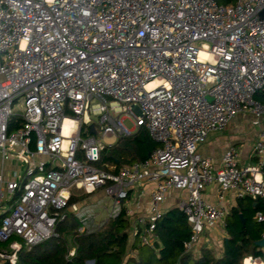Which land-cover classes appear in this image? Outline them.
<instances>
[{"label":"built area","instance_id":"2783aa9c","mask_svg":"<svg viewBox=\"0 0 264 264\" xmlns=\"http://www.w3.org/2000/svg\"><path fill=\"white\" fill-rule=\"evenodd\" d=\"M238 114L253 126L264 120V0H0V262L15 263L21 242L56 237L74 190L102 189L109 218L141 182L153 184L150 214L133 221L132 235L142 225L140 241L151 244L167 192L186 190L178 207L192 251L204 231L225 226L224 207L203 199L206 186L216 183L221 200L264 199V128L253 163L240 166L233 146L219 165L198 153ZM96 124L99 140L81 135ZM142 126L158 143L146 160L96 166L103 138ZM9 161L23 169L6 176ZM71 209L81 233L103 224L95 227L92 208ZM255 219L264 225L263 212Z\"/></svg>","mask_w":264,"mask_h":264},{"label":"trees","instance_id":"16d2710c","mask_svg":"<svg viewBox=\"0 0 264 264\" xmlns=\"http://www.w3.org/2000/svg\"><path fill=\"white\" fill-rule=\"evenodd\" d=\"M215 1L226 5L237 0ZM83 129L81 135L88 137L90 129ZM157 146L142 126L130 135L118 137L115 144L105 145L96 166L115 172L121 166L146 160ZM85 197L86 194L70 196V211L55 224L56 237L33 246L21 242L16 262L6 260L0 264H243L246 256L260 257L264 261V249L255 244L264 236V225L255 219L257 212L264 213L262 198L238 199L226 215V235L221 249L202 247L194 253L184 248V242L191 235V226L179 207L161 214L154 224L153 242L145 245L140 241L144 232L142 225H138L137 233L132 235V221L123 201L116 217L107 218L95 231L79 232L82 224L71 206ZM7 246L8 243H0V248Z\"/></svg>","mask_w":264,"mask_h":264},{"label":"crops","instance_id":"0c3cea01","mask_svg":"<svg viewBox=\"0 0 264 264\" xmlns=\"http://www.w3.org/2000/svg\"><path fill=\"white\" fill-rule=\"evenodd\" d=\"M90 126V125H89ZM94 126V125H93ZM226 127V126H225ZM220 131L211 132L206 140L198 146V153L202 156L210 157L214 160L216 165H219L221 156L223 152L230 146H233L237 149L239 153V165L243 166L249 163L254 162L253 157V145L257 139L258 132L261 128H264V120H262L260 126H253L255 129H241L239 134V139H232L231 136H226L224 129ZM88 129H90L88 127ZM137 130V129H136ZM136 130H133L134 133ZM91 131V130H90ZM96 133L94 127V133ZM88 137H92L93 134L89 132ZM95 138V137H94ZM118 137H115V141L108 146L115 144ZM96 139V138H95ZM98 140V139H97ZM240 144V145H239ZM107 146V145H106ZM23 169V166L20 167L15 165V163L9 161L6 162L3 166V173L6 176H10L11 170ZM111 171V170H108ZM114 172V171H113ZM153 188V184L149 182H141L134 187L128 190V198L124 204L126 213L131 218L132 224L133 221L139 217H144L150 214L149 207V192ZM218 185L216 183H211L204 189L202 196L205 201L212 205H219L224 207L226 210V215L232 207L236 206L237 198L233 195L232 192H226L223 195V199L218 198ZM86 197L82 200L77 201L75 204L79 209L83 208H92L96 212V221L99 216L104 214V219L102 223L107 219V215L110 207L107 200L112 199L104 195L102 189L93 191L90 194L82 193L81 191L74 190L72 196H82ZM187 197V191L182 189H170L167 192L166 198L161 202L160 212L164 213L168 209L178 207V204ZM130 200V202H128ZM112 203V202H111ZM101 213V214H100ZM225 215V218H226ZM224 227L221 224L216 225L214 229L206 230L201 235L200 241L196 247L193 248L194 253H198L200 248L207 247L211 249L218 248L221 249L224 238L225 231Z\"/></svg>","mask_w":264,"mask_h":264},{"label":"rangeland","instance_id":"374dc122","mask_svg":"<svg viewBox=\"0 0 264 264\" xmlns=\"http://www.w3.org/2000/svg\"><path fill=\"white\" fill-rule=\"evenodd\" d=\"M251 119L252 118L249 115H247V114H238V115L234 116L227 123V125H226V127H225L223 132H225L226 136H231V138L233 140L234 139H239L240 137H239L238 133L240 132L241 129H243V130L244 129H251L252 130V129L256 128V127L254 128L253 125L251 124ZM123 125L128 130L133 129V124L131 123L130 119H128V118H124L123 119ZM95 127H96V133L93 134L92 137H95L96 139L99 140V136H100L99 127H98L97 124L95 125ZM114 141H115V137H113V136L105 137V138L102 139V143L104 145H107V146L110 145L111 143H113ZM17 165L20 167L19 163ZM126 200H123V202H126ZM107 202L109 203L108 207H110L112 205L111 204L112 201L111 200H107ZM128 202H130V200ZM103 219H104V214L102 216H99V218L97 219L99 222L95 221L96 222L95 227H97V225L101 224ZM219 250H220V248H218V251ZM220 253L218 252V254H220Z\"/></svg>","mask_w":264,"mask_h":264},{"label":"water","instance_id":"95a60500","mask_svg":"<svg viewBox=\"0 0 264 264\" xmlns=\"http://www.w3.org/2000/svg\"><path fill=\"white\" fill-rule=\"evenodd\" d=\"M89 128H90V130H91L90 133L93 134V133H94V126H93V125H90ZM255 244H256L258 247L264 249V236H263L262 239L256 241Z\"/></svg>","mask_w":264,"mask_h":264},{"label":"bare ground","instance_id":"6f19581e","mask_svg":"<svg viewBox=\"0 0 264 264\" xmlns=\"http://www.w3.org/2000/svg\"><path fill=\"white\" fill-rule=\"evenodd\" d=\"M69 125H70V121L65 120L64 123H63V130H64V132L67 131V128H68Z\"/></svg>","mask_w":264,"mask_h":264}]
</instances>
